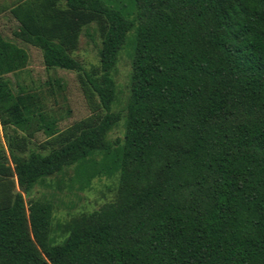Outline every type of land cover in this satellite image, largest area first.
I'll return each instance as SVG.
<instances>
[{
    "label": "trees",
    "instance_id": "trees-1",
    "mask_svg": "<svg viewBox=\"0 0 264 264\" xmlns=\"http://www.w3.org/2000/svg\"><path fill=\"white\" fill-rule=\"evenodd\" d=\"M64 1L105 20L97 67L69 53L71 20L14 34L46 68L77 72L104 113L47 153L0 155V176L18 186L0 206V264H264V0ZM123 48L130 93L113 110ZM27 62L0 34V126L51 137L59 118L41 92L7 77ZM68 170L70 188L117 174L119 191L57 242L53 201L31 194Z\"/></svg>",
    "mask_w": 264,
    "mask_h": 264
},
{
    "label": "rangeland",
    "instance_id": "rangeland-1",
    "mask_svg": "<svg viewBox=\"0 0 264 264\" xmlns=\"http://www.w3.org/2000/svg\"><path fill=\"white\" fill-rule=\"evenodd\" d=\"M70 21V29L75 32L73 41L68 44L69 53L86 69L98 66L97 50L105 28V20L96 14L81 11L75 13L67 9L64 0H0V34L23 47L28 53L26 66L15 74H8L12 89L22 84L28 89L41 92L47 109L58 118L59 132L47 137L41 131L31 134L12 126H0V155L9 158L14 152L26 156L30 151L47 153L79 132L85 125L97 122L104 113L98 97L85 85L78 73L61 68H46L41 50L19 39L14 32L22 22L48 28ZM24 24V23H23ZM71 32V33H72ZM117 98L113 110H123L130 93L131 53L127 48L120 50L113 72ZM59 79L62 86L50 85ZM123 126L119 124L108 134L113 139L122 136ZM68 170L64 175L47 178L37 184L31 197H44L54 203L52 235L60 242L67 235L71 220L83 213L92 212L116 199L119 191V177H96L90 185L81 190L70 188ZM18 191L14 176H0V206L9 205ZM28 198H25L27 201Z\"/></svg>",
    "mask_w": 264,
    "mask_h": 264
}]
</instances>
